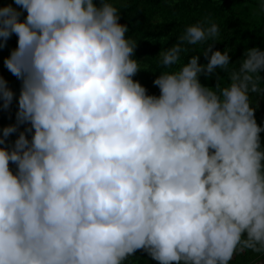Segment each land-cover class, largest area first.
<instances>
[{"label":"clouds","instance_id":"clouds-1","mask_svg":"<svg viewBox=\"0 0 264 264\" xmlns=\"http://www.w3.org/2000/svg\"><path fill=\"white\" fill-rule=\"evenodd\" d=\"M116 2L0 5V50L16 38L3 66L20 82L17 96L0 75V110L16 103L15 123L0 129V264L264 254V126L251 98L264 97V50L246 49L222 87L216 70L231 57L214 50L219 25H190L159 66L177 65L184 44L213 41L207 63L194 55L160 72L149 95Z\"/></svg>","mask_w":264,"mask_h":264},{"label":"trees","instance_id":"trees-1","mask_svg":"<svg viewBox=\"0 0 264 264\" xmlns=\"http://www.w3.org/2000/svg\"><path fill=\"white\" fill-rule=\"evenodd\" d=\"M121 13V24H127L128 38L137 41L135 58L144 64L142 71L134 77L148 90L149 95H159V90L153 85V80L162 71H177L187 62L190 56H201L199 63L206 64L203 52L209 43L199 45L184 44L186 51L181 52V60L172 68L159 66L157 56L160 51L176 43L185 29L190 25L210 20L219 25L220 36L214 50L228 51L231 57L228 70L217 69L221 86L229 83V74L238 70L240 59L246 49L259 47L264 50V12H261V0H123L115 5ZM207 26V25H205ZM16 46L13 36L5 49L0 50V75L9 87L19 95L20 82L3 66V59ZM264 77V72L261 73ZM200 81L208 87H215V77ZM264 87V85H262ZM257 102L255 118L258 125L264 126V97H252ZM16 103L8 110H0V129L15 121ZM11 121V122H10ZM24 130V126H23ZM18 135V134H17ZM15 136V139L17 138ZM264 140V133H261ZM30 139V136H29ZM11 143L12 141L9 140ZM150 257L138 251L127 264H148Z\"/></svg>","mask_w":264,"mask_h":264},{"label":"rangeland","instance_id":"rangeland-1","mask_svg":"<svg viewBox=\"0 0 264 264\" xmlns=\"http://www.w3.org/2000/svg\"><path fill=\"white\" fill-rule=\"evenodd\" d=\"M122 1L123 0H117L116 3H120ZM9 2H10V0H0V5H6ZM11 123L14 124L15 121L12 120ZM20 131H23V126H21ZM17 134H13L11 137H9V140L13 142L15 140V136ZM11 167L14 170L15 166L12 165ZM147 263L148 264H157V262L152 260L151 258H149L147 260ZM231 264H264V254H259L258 255V254H253L251 252H246V253H243V254H237V255H235L233 257V259L231 261Z\"/></svg>","mask_w":264,"mask_h":264}]
</instances>
